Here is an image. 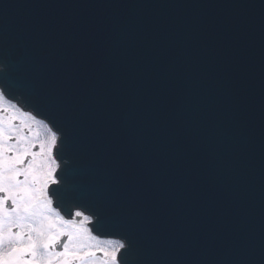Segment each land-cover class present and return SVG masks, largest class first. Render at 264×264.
Listing matches in <instances>:
<instances>
[{"label":"water","instance_id":"95a60500","mask_svg":"<svg viewBox=\"0 0 264 264\" xmlns=\"http://www.w3.org/2000/svg\"><path fill=\"white\" fill-rule=\"evenodd\" d=\"M5 4L0 87L62 134L55 207L67 218L80 210L99 236L127 242L124 264H259L264 236L252 215L261 219L264 192L238 190L230 211L246 222H233L219 238L213 210L221 209L222 183L213 175L202 180L190 154L223 127L218 164L220 154L237 153L248 130L264 126V0H0ZM231 19L233 33L248 32L262 54L251 57L257 72L223 102L218 93L230 85L211 74L213 84L200 87L196 73L210 67L207 56L216 65L224 45L217 37L228 35ZM200 36L208 49H196ZM164 131L179 137L162 141ZM258 161L264 168V151Z\"/></svg>","mask_w":264,"mask_h":264},{"label":"snow or ice","instance_id":"6c2138e0","mask_svg":"<svg viewBox=\"0 0 264 264\" xmlns=\"http://www.w3.org/2000/svg\"><path fill=\"white\" fill-rule=\"evenodd\" d=\"M7 7L0 8V15ZM6 98L0 90V264H88L96 256L86 236L88 230L65 220L53 206L56 189L51 186L61 183L54 149L62 134L45 124L47 138L37 154L35 141H25L14 129L16 117L3 114ZM74 214L83 215L79 210ZM64 237L67 241L62 243ZM128 247L127 242L119 243L105 256L111 264H124L118 254H126ZM259 264H264V253Z\"/></svg>","mask_w":264,"mask_h":264},{"label":"rangeland","instance_id":"374dc122","mask_svg":"<svg viewBox=\"0 0 264 264\" xmlns=\"http://www.w3.org/2000/svg\"><path fill=\"white\" fill-rule=\"evenodd\" d=\"M4 107L5 106L2 104V108ZM86 236L89 237V244L92 246V249L96 252V256L90 258L88 264H111V260L109 257L105 256V252H111L117 249V247L108 242L96 241L90 236L88 232L86 233Z\"/></svg>","mask_w":264,"mask_h":264},{"label":"bare ground","instance_id":"6f19581e","mask_svg":"<svg viewBox=\"0 0 264 264\" xmlns=\"http://www.w3.org/2000/svg\"><path fill=\"white\" fill-rule=\"evenodd\" d=\"M26 117H27L28 120L32 119V117L30 115H28V114L26 115ZM86 220H88V219L86 218Z\"/></svg>","mask_w":264,"mask_h":264},{"label":"flooded vegetation","instance_id":"af4514ba","mask_svg":"<svg viewBox=\"0 0 264 264\" xmlns=\"http://www.w3.org/2000/svg\"><path fill=\"white\" fill-rule=\"evenodd\" d=\"M0 195H2V194H0ZM14 231H15V229H14Z\"/></svg>","mask_w":264,"mask_h":264}]
</instances>
